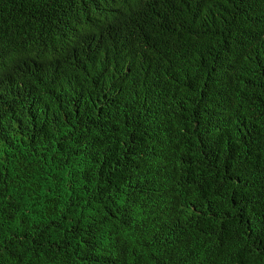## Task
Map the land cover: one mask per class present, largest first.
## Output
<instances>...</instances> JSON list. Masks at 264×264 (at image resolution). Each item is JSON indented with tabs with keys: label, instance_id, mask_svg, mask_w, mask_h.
<instances>
[{
	"label": "trees",
	"instance_id": "1",
	"mask_svg": "<svg viewBox=\"0 0 264 264\" xmlns=\"http://www.w3.org/2000/svg\"><path fill=\"white\" fill-rule=\"evenodd\" d=\"M0 264H264V0H0Z\"/></svg>",
	"mask_w": 264,
	"mask_h": 264
}]
</instances>
